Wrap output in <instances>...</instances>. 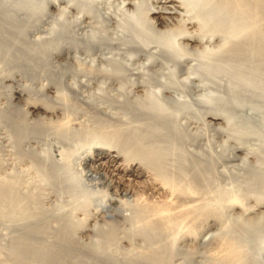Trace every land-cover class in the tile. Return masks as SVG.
Returning a JSON list of instances; mask_svg holds the SVG:
<instances>
[{"label":"rangeland","instance_id":"rangeland-1","mask_svg":"<svg viewBox=\"0 0 264 264\" xmlns=\"http://www.w3.org/2000/svg\"><path fill=\"white\" fill-rule=\"evenodd\" d=\"M31 1L30 9L26 10H30V16L27 14L28 18L24 22H30V28V25L38 26L40 33L29 39L23 35H20L23 38L8 35L3 44L4 52L0 53V125L10 126L17 111V107L11 108L12 111L8 108L10 101L4 77L9 72H22L25 86L32 85L28 74L35 69L43 74L42 80L57 82V92L67 108L65 115L70 119L68 126L57 132L62 133L54 132L55 137L52 132L47 134V146L44 147L52 154L58 151L64 154L60 165L73 185L71 192H63L54 197L51 189H42L38 173L34 172L31 164L16 162L14 166L29 172L25 171L26 183L21 187V198L11 203L0 201V264H18V261L23 264H93L97 258H92L89 250L98 254L108 250L107 257L113 264L218 262L220 256L217 253L202 249L193 255L192 263L191 260H186L180 235L182 223L179 226L173 225L172 228H152L150 223L141 222L155 219L158 214L155 215L152 211L143 215L142 220L128 219L132 217V206L137 196H121L118 202L111 204L110 211L104 212L103 217H98L96 221H88L90 229L81 232V226L87 217L81 209L85 207L91 213L99 208V204L105 201V195L111 192L105 184L90 181L89 176L80 173L78 158L89 148L102 146L116 150L119 142L126 137L132 140L134 138L142 145L151 143L160 149L171 150L168 158L162 161V167L174 177L176 184L180 185L188 179L192 170L207 179L209 185L191 200L194 204L191 201L186 204L184 202L186 206L196 207L197 212L210 206L216 207L226 192L228 195L235 192L239 196L261 195L260 192L251 191L253 184L246 175V163L239 160L225 163L224 160L232 146L237 144L255 149L261 155L260 158L264 156V90H256L255 94L251 90H245L244 93L242 86L235 84L229 73L218 71L212 52L216 49L215 36L212 38L205 34L203 44L195 43V48L204 46L209 49L207 54L198 55L194 51L179 50L177 46L180 40L177 35L159 39L157 29H148L145 25L141 28L142 24L138 22L137 25L133 14L122 13L115 5L111 8L108 5L107 8L117 12V16L115 15V19L105 20L95 11V7H100L96 0H68L75 6H84L92 15L91 26L81 28L77 25L74 12H56L48 9L44 0ZM202 3L203 0H193L191 10L181 11L183 20H194L192 26L188 25V30L196 32L202 26L205 31L214 20L213 2L204 4L203 7ZM196 12L203 21L207 20L204 26L194 17ZM177 26L180 25L174 27ZM68 44L76 47L75 58L55 59L54 49L69 46ZM86 45H96V50L84 52ZM26 54L30 56L26 58ZM113 69L119 72L117 79L115 78L116 84H111L105 76ZM136 77L145 80L144 90L149 94L147 98L129 94L130 82ZM83 81L88 84L86 88L82 86ZM118 84L122 86L117 90L112 89L118 87ZM32 91L28 95L31 99H36L37 94ZM50 93L49 95H53ZM209 111L220 114V125L206 123L204 114ZM132 148L135 149L136 146L133 145ZM14 170L15 168H9L6 174ZM6 174L2 173L0 177ZM139 193V198L142 199L140 201L145 203L162 205L170 199L171 203L166 206L164 216L176 217L179 216V211H183V207L179 205L181 200L176 198L178 192L164 199L153 197L148 192ZM28 196H32L33 200L28 199ZM114 207L119 209L117 214L121 215L111 216L114 214ZM123 215L128 218L124 219ZM112 217L118 226L115 235L109 239L105 238L104 231L114 223L111 221ZM177 223L178 221L175 224ZM254 244V248H246L248 255L259 257L261 261V257H264L261 252L263 242L258 240ZM57 245L61 248L67 246L69 251L58 254L54 249L58 248Z\"/></svg>","mask_w":264,"mask_h":264},{"label":"bare ground","instance_id":"bare-ground-1","mask_svg":"<svg viewBox=\"0 0 264 264\" xmlns=\"http://www.w3.org/2000/svg\"><path fill=\"white\" fill-rule=\"evenodd\" d=\"M30 1L31 0H0V53L4 52L3 44L8 35H23L26 39H29V37H33L40 33L38 26L30 25V28L28 25L30 22L28 24L27 21L24 22L26 17L28 18V16H30V10L26 11L30 9ZM44 1L48 9H53L56 12H74L76 14L74 18L78 21V24H76L81 28L89 25L91 26L92 15L84 6H75L68 0ZM192 1L193 0H104L100 2L96 0L100 7H95V11H97V13L99 12V15L103 16L102 18L105 20H112L115 19L117 12L115 13L113 9H108L107 6L110 5L111 8L112 5H115L122 13H131V16L133 14L137 20V25L138 22L140 25L142 24L141 28L145 25L148 29H157L159 31L157 34L159 35V39L167 38L173 34L174 36L177 35L180 40L177 46L179 50L194 51L198 55L207 54L209 49L204 46L195 48V43L200 45L203 44L202 38L205 34H208L209 37L212 38L215 36L216 44H214L216 49L213 48L215 51L212 49V52L215 55V65L218 71L229 73L236 82L235 84H240V86H242L244 93L245 90H251V93H254L256 90H264V0H203L204 3H202L203 5L201 4L202 7L204 4L206 5L209 2H213V6L211 5L213 10H211L214 14V20L212 19L209 27H207L208 29L205 30L206 32L202 30L200 24L198 31L188 30L189 26L194 24V20H191L192 18L188 20H183L181 18V11L188 12V10L192 9L190 6ZM27 14L28 16H26ZM194 17L198 21H201L202 25L207 21H203L204 19H202L197 12ZM115 22H117V20ZM177 24L180 26L174 27ZM90 45H86V47L83 48L84 50H82L84 52L88 50L93 52L96 50L94 49L96 45ZM75 48L74 45L55 48L54 57L57 60H63L64 58H71L72 60L75 58ZM18 56L17 58H19ZM25 56L27 58V56L30 55L26 54ZM21 73L17 71L9 72V74L4 77L5 86L8 90V99L10 101L8 108L10 110L11 108L14 109V107H17L15 108L17 111L15 112L14 110L15 117H13L12 124H10V126L0 125V175L2 173L6 174V170L9 168H15L13 172L7 173L4 177H0V201L8 203L17 201L21 198V187L26 183L25 171L27 170L19 166H14L20 162L31 164L34 172L38 173V181L42 189H51V192H54V197L62 195L63 192H71L73 185L69 182V178H66V174L62 171L63 167L60 165L63 161L64 154L62 155L60 151L56 154H52L47 147H44V145L47 146V134L50 132L54 134V132L57 133L63 130L68 126L67 122L68 119H70L65 115V112L67 113V108L64 102H62L60 94L57 92V82L42 80L43 74H40V72L35 69L32 73L30 72L28 74L27 72L29 81L32 85L25 86ZM118 73L116 69H113L105 76L109 79L111 84H116V76ZM140 78L136 77L131 80V90L129 94L135 97L142 96L143 98H147L149 94L144 90L145 80ZM82 86L86 88L88 84L84 82ZM121 86L122 84L112 89L117 90ZM31 90L35 91L37 94L36 99H31L28 95L31 94ZM50 92H52L53 95H49ZM81 98L83 99V97ZM204 118L206 123L211 125L222 123L220 122V114L217 111L206 112ZM138 141V139L133 138L132 140L126 137L119 142V148L116 150L97 146L95 148L93 147V149L89 148L87 151L84 150V153L82 155L80 154L81 156L78 155V162L80 165L78 170L80 173L89 176L90 181L105 184L111 192L108 193V195H105L104 192L105 201L101 202L99 208L91 213H88L85 207L81 209L82 213L87 215L85 220H82L84 223L81 226V232H86L90 229L87 222L90 220L96 221L98 217H103L104 212L110 211V209H112L111 204L118 202L121 196H137L132 206V217L128 218L123 215V218L132 220L143 219V215L152 211L155 215L158 214L155 216V219L141 221L150 223L152 228H159V226L172 228L173 225H180L182 223V225H180L182 226V230L180 231L181 242L182 246L185 248L184 254L186 260H191V263L193 255L195 256V254L202 249L208 252L212 251L214 254L217 253L220 256V258L217 259L218 262L214 264H264V257H261L262 260L260 261L259 257L249 256L246 249L251 248V246L254 248V243L259 240L263 242L261 252L264 255V156L260 158L261 155L258 154L255 149L254 151L250 148H244L239 144L232 146V148L230 147L231 150L225 156L226 158L224 157V162L231 163L239 160V162L246 163L248 165L246 175L252 180L251 182L253 184V189L251 191L252 193L260 192L261 195L245 194L244 196H239L240 194L238 192L239 195H235V192H233L234 195H228L226 192V195L225 193L223 195L224 198L222 196V200L218 198L221 200L219 204L216 202L218 205L213 204L216 205V207L210 206L208 209L197 212L198 209L196 210V207H190L189 205L188 207L184 205V202L186 204L200 194L202 188L207 185V179L203 178L202 174H197V172H193L192 170V175H189L190 177L188 179L180 185L176 184V180L174 181L173 179L174 177L172 178L167 174L163 169L164 167H162V161L166 157L168 158V155L171 154V150L160 149L151 143L147 146L142 145ZM133 145L136 146L135 149L132 148ZM221 159H223V157ZM64 160H66V158ZM196 167L198 168V166ZM206 176H208V174ZM139 192H148L149 195L153 197H163V199L175 195V193L178 192L176 198L178 197V201L181 200V204L179 205L183 207V211H179L180 213H177L179 216L176 217L175 215L164 216L163 212L166 210V206L168 204L170 205V199L169 201H164L165 203L160 202L162 205L145 203L140 201L142 199L139 198ZM28 199L32 201L33 197L28 196ZM191 202L193 203V201ZM180 206L178 207L180 208ZM113 211L114 214H111V216L121 215L117 214V212H120L119 209L114 207ZM113 217L111 221L114 223H111L109 229L104 231V235L106 234L105 238H112L117 231L116 226H118V223ZM175 218H178V220ZM177 221L178 223L175 224ZM145 223H143V225ZM101 229L99 231H101ZM176 239L179 240L178 238ZM59 248L61 247L54 248L55 252L58 254L62 253V251L66 252L68 249L67 246H63L61 249ZM106 252L98 254L96 251L89 250V253L92 254H90L91 257L97 258L93 264H113L114 262L107 257ZM211 254L212 253H210V255ZM18 262V264H23L21 261Z\"/></svg>","mask_w":264,"mask_h":264}]
</instances>
